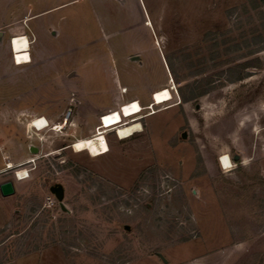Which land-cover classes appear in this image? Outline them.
<instances>
[{
	"label": "rangeland",
	"instance_id": "374dc122",
	"mask_svg": "<svg viewBox=\"0 0 264 264\" xmlns=\"http://www.w3.org/2000/svg\"><path fill=\"white\" fill-rule=\"evenodd\" d=\"M9 21L41 61L0 83V102L37 113L13 114L0 143V183L15 189L0 194V264H264V1L0 0ZM164 87L172 98L151 114ZM43 112L48 127L25 128ZM99 132L106 153L71 147Z\"/></svg>",
	"mask_w": 264,
	"mask_h": 264
},
{
	"label": "bare ground",
	"instance_id": "6f19581e",
	"mask_svg": "<svg viewBox=\"0 0 264 264\" xmlns=\"http://www.w3.org/2000/svg\"><path fill=\"white\" fill-rule=\"evenodd\" d=\"M10 43H11L12 53L15 54V57L13 56L15 63H17V64L29 63L31 58H30V55L28 53L29 42H28L27 37H25L24 35L15 36L14 38L11 39ZM170 90H171V88L164 87V88H161L160 90L155 91L154 96L152 98L153 105L161 104L163 102L171 100L172 95H171ZM163 109H166V108H163ZM139 112H140V110H139ZM152 113H155V111L151 112V114ZM124 115H127V114L125 113ZM102 118H103V116H100V119H102ZM66 120H67V118H65L64 124H66L65 123ZM47 125L48 124L46 123V120L43 117L33 119L30 122V126H32L35 130H39V131L48 127ZM108 127L111 128L109 125H104V127H102V129L103 128L108 129ZM57 128L62 129L63 128L62 123L55 124L54 130ZM139 128H140L139 123L132 121V122L126 123L122 126H116V127L112 128V130L115 131L116 136L118 138L123 139L125 137L130 136L134 131H137ZM104 132H99V133H97L93 136H90V137L77 139L72 143L71 147H73V149L75 151L86 150L89 154H91L93 156L104 154L109 150L107 142H106L105 137H104ZM220 163H221V167L223 169H228L232 165L230 160H229V157L226 154L221 155ZM26 176H27V174H26V171L24 169H20V170L16 171L15 177L17 179L22 180Z\"/></svg>",
	"mask_w": 264,
	"mask_h": 264
},
{
	"label": "crops",
	"instance_id": "0c3cea01",
	"mask_svg": "<svg viewBox=\"0 0 264 264\" xmlns=\"http://www.w3.org/2000/svg\"><path fill=\"white\" fill-rule=\"evenodd\" d=\"M43 14L44 13H42V14L40 13V14H37V15H33L32 18H35V19L36 18H39ZM11 23H12V21H9V22H7L4 25L3 24L0 25V83H2V84L5 83V82H11V83H13V82H15L17 80H21V78H22L21 75L24 72H26L27 69L29 68V66H26V65L31 64L30 62L32 61V62H34L31 65L33 67V66H36V65L40 64V61H41L39 59H38V61H36V58H35L37 56L38 57L41 56L40 52L36 50L35 54H32L31 47L29 45L28 53L30 55V58L32 56V59L30 60V62L29 63H23V64H17V63H15L14 58H13V53H12L10 41L16 35H25L27 38L29 37V35H28V32H25V28H23L21 25L13 26V25H11ZM7 33H10V37L8 38V46H9V49H10L11 54H12V62H11V64H13L16 67H20L19 69H16V70H11L9 68V66L6 64V60H5L4 54L2 52V49L4 47V41H5L4 39H6V34ZM52 33L55 35L56 34V31L54 30V31H52ZM71 73H72L71 75L74 74V72H71ZM20 97H21V100H22L23 99V95H21ZM3 99L4 100L2 102H0V143H2L3 141L6 142L7 138L10 137L8 131H11V130L15 129L14 128V126H15L14 124L15 123L12 120L13 119L12 118L13 114H15V115H18V114H28L30 112L32 114H37L36 112H33V111L29 110V107L28 106H25V105H22V106L17 105V103L14 102V101L17 100V99H19L18 97H16V98H9V99L7 98L8 100L5 99V97H4ZM100 112H102V111L101 110L97 111V113H100ZM39 115H41L46 120V123L48 124L47 126H49V123H48V120H47L49 118H47V116L45 115V113L43 112V113H40ZM19 123L22 124L23 121H20ZM29 125H30L29 124V121H26L25 122V128L26 127L28 128ZM37 131H39V130H37ZM20 156L22 157V153H21ZM7 160L10 163V160L9 159H7ZM8 167H10V164L8 165ZM2 197H4V196H2Z\"/></svg>",
	"mask_w": 264,
	"mask_h": 264
},
{
	"label": "trees",
	"instance_id": "16d2710c",
	"mask_svg": "<svg viewBox=\"0 0 264 264\" xmlns=\"http://www.w3.org/2000/svg\"><path fill=\"white\" fill-rule=\"evenodd\" d=\"M264 1V0H262ZM255 2V1H254ZM258 7V3L254 4V8ZM237 67L241 70H236L235 69H229L230 72L235 73V76L233 77L234 80H241L243 78V70L249 67H259V59L254 58L250 59L247 61H244L242 63H239ZM207 84H210V79H204V81L199 82L195 87L191 88L189 91L188 95L183 93V91L180 89V95L184 101H188L190 99L196 98L198 96H201L205 93H207L210 89Z\"/></svg>",
	"mask_w": 264,
	"mask_h": 264
},
{
	"label": "water",
	"instance_id": "95a60500",
	"mask_svg": "<svg viewBox=\"0 0 264 264\" xmlns=\"http://www.w3.org/2000/svg\"><path fill=\"white\" fill-rule=\"evenodd\" d=\"M136 59H137L136 56L132 57V60H136ZM183 136H185V134H183ZM30 151L34 153L36 151V148L34 146H30ZM234 158L237 159L238 156L236 155ZM49 191L54 195V197L57 199V201H59L61 208L64 209V207L61 203L63 196H64V190H63L62 185L60 183H54V184L50 185ZM14 192H15V189H14V185H13L12 181H5V182L0 183V194L2 196H4V197L10 196V195L14 194ZM125 228H128V227L126 226Z\"/></svg>",
	"mask_w": 264,
	"mask_h": 264
},
{
	"label": "built area",
	"instance_id": "2783aa9c",
	"mask_svg": "<svg viewBox=\"0 0 264 264\" xmlns=\"http://www.w3.org/2000/svg\"><path fill=\"white\" fill-rule=\"evenodd\" d=\"M13 56L15 57V54H13ZM153 96H154V93L151 94V98H153ZM152 106H153V101H152V103H151V105H150V107H149V110H151V111L153 112L154 110H153ZM150 113H151V112H150Z\"/></svg>",
	"mask_w": 264,
	"mask_h": 264
},
{
	"label": "flooded vegetation",
	"instance_id": "af4514ba",
	"mask_svg": "<svg viewBox=\"0 0 264 264\" xmlns=\"http://www.w3.org/2000/svg\"><path fill=\"white\" fill-rule=\"evenodd\" d=\"M235 156H236V155H235ZM235 156L232 157V160H234V161H236V160L238 159V158H237V159L234 158ZM229 160H230V158H229ZM230 162H231V160H230ZM231 164H232V163H231Z\"/></svg>",
	"mask_w": 264,
	"mask_h": 264
}]
</instances>
